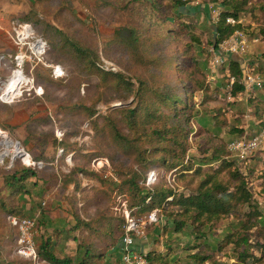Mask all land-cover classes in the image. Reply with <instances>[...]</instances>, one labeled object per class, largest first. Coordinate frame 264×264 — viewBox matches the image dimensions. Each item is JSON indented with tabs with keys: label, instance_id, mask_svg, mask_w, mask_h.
<instances>
[{
	"label": "rangeland",
	"instance_id": "rangeland-1",
	"mask_svg": "<svg viewBox=\"0 0 264 264\" xmlns=\"http://www.w3.org/2000/svg\"><path fill=\"white\" fill-rule=\"evenodd\" d=\"M29 1L36 17L61 28L63 40L80 47L72 54L49 44L45 59L49 65L40 63L33 71L27 66L35 85L44 88L42 96L23 98L31 102L28 127L36 134L29 138L30 147L10 129L33 155L42 151L53 159L46 160L47 167L38 173L48 178L45 191L50 200L59 196L52 206L68 214L64 228L69 226L77 247L72 257L66 252L58 255L69 259L67 264H79L81 259L88 264H119L128 214L146 220L155 210L147 208L153 202L150 197L144 200L151 189L167 185L179 193H193L214 174L213 180L233 189L237 184L233 174L239 170L247 173L250 204L229 198L230 213L204 226L188 222L181 230L167 220L177 207L167 205L164 212L157 209V222L146 224V238L135 239L146 251L162 255L156 259L159 264H264V148L247 162L237 161L229 148L234 138L253 136L264 127V87L254 92L255 97L235 96L230 65L214 63L215 25L222 12L235 7L218 0L212 4L219 12L214 19L197 7L209 0H183L184 7L159 0L161 9L138 0ZM231 2H246L238 23L250 44L242 58L250 72L264 78V0ZM171 14L175 16L169 21L166 16ZM122 26L135 27L140 41L128 45L111 40ZM34 28L42 35L35 23ZM56 65L62 67V76L53 74ZM171 95H179L182 103L169 105ZM135 110L136 122L131 120V125L128 115ZM163 125L172 131L161 139L154 128ZM115 128L124 137H116ZM176 132H185L180 144L174 140ZM0 170L3 181L14 171ZM152 172L156 175L149 183ZM4 184L1 217L8 221L10 212L34 216L16 201H4L8 194ZM42 207L49 211V205ZM47 217L41 222L48 224ZM10 234L14 248L17 236L15 231Z\"/></svg>",
	"mask_w": 264,
	"mask_h": 264
},
{
	"label": "built area",
	"instance_id": "built-area-1",
	"mask_svg": "<svg viewBox=\"0 0 264 264\" xmlns=\"http://www.w3.org/2000/svg\"><path fill=\"white\" fill-rule=\"evenodd\" d=\"M216 9L210 5V12L214 19L219 16ZM2 20L3 18L0 16V24ZM227 22L234 25L239 21L233 16H228ZM8 33L15 43L16 50L0 53V103L14 104L23 100L25 94L31 96L35 93V95L42 96L44 93L43 86L37 87L35 85L33 73L26 72V68L30 66L31 71H33L40 63L49 65L45 61L49 50L48 41L36 31L30 22L19 19L10 20ZM249 44L247 34L243 30H236L214 48V63L217 66L224 65L229 60L230 55L242 57L247 53ZM243 65L246 91L241 93L239 97L250 96L256 89H262L264 85V80L260 74L250 72L248 66H245V63ZM53 74L59 77L64 74V71L60 65H56L53 67ZM229 77L230 86L233 89L237 78L232 74H229ZM229 148L236 154L238 160L247 162L255 153L264 148V127L253 136L234 138L231 140ZM16 163L33 169H43L47 165L44 160L36 159L21 140L13 137L9 129L0 125V167L11 170ZM155 175V172L149 175V183ZM157 214L158 210H153L147 215L146 220H140L128 214L126 229L119 245V264H152L148 252L136 242L135 238H146V224L157 222ZM7 219L17 231L14 254L22 259L41 264L37 242L41 229L38 218L9 214Z\"/></svg>",
	"mask_w": 264,
	"mask_h": 264
},
{
	"label": "trees",
	"instance_id": "trees-1",
	"mask_svg": "<svg viewBox=\"0 0 264 264\" xmlns=\"http://www.w3.org/2000/svg\"><path fill=\"white\" fill-rule=\"evenodd\" d=\"M138 1L142 5L147 3L152 7H157L159 9L162 8L159 0H138ZM173 1L175 2V4L173 5H176V6L178 5V7L187 6L186 1L171 0L170 3ZM217 1L218 0H209V3H206L204 6L199 4L197 7H199L200 9L204 8L205 12L210 15L211 14L210 5L216 4ZM222 3L224 6H234L235 10L234 11L227 10V11L222 12L221 21L215 25L216 32H217L216 46L218 45L220 41L230 37L236 30L243 29L240 23H236L234 25L228 23L227 17L233 16V17H236L237 20L240 19L239 17L240 13L241 11L244 10L243 5L246 2H243V3L239 2L237 5L236 4L231 5L232 4L231 0H224ZM32 10L33 9L31 8L30 12L26 15L24 19L30 22L33 26L35 23L38 29L40 30V33H42V36L48 39L47 40L48 43L51 44V46L55 50H58L60 52H65L67 50L70 53L72 52L76 53L80 51V47H78L75 42H72L71 40H68V39L63 40V35H65V33L63 32L61 28H59L53 23L41 20L42 18L39 19L38 17H36V14L32 12ZM178 13L180 15H183L181 11H178ZM174 16L175 15L171 14V16H166V19L171 21ZM111 40H117L121 43H127L128 45H134L140 41L138 38V32L136 28L129 27V26L117 27L114 31V35ZM243 62H244V59L242 57H239L237 55H230L229 60L226 63L230 65L231 74L236 76L237 78V82L233 88V94L235 96H239L241 93H245L246 91V86H245L244 77H243L244 72H245ZM256 90H261V89H256ZM253 94L254 93H252V95ZM252 95L250 96L255 97L254 95L253 96ZM39 99L40 98H37V100ZM181 99L182 98L179 95L177 96L171 95L167 97V103H169V105L172 102L175 104L176 103L180 104L182 103ZM29 108H32V107L30 106ZM135 112H137V110L131 111V114L128 115L131 125L132 123L136 122L138 112L137 113ZM131 120H132V123H131ZM29 124H30V121L28 125ZM163 126L161 129L154 128L158 137L161 139L165 138V135H164L165 132L170 133L172 131L171 127L167 125H163ZM28 132H29V138H31L32 135H36V134H33V131H31L29 127H28ZM115 133H116V137H124L121 134V132L117 130L116 128H115ZM184 135H185V132H181L180 135H179V132H176V134L174 135V140L177 141L178 144H180L181 137H183ZM48 136H49L48 134L43 135V138H40V139L42 141L46 140ZM35 138H38V137H35ZM44 155L45 154L41 151V155L35 156V158L40 159V160L45 159L44 160L45 162L46 160L49 162L53 161V159L44 157ZM215 157L219 158L218 155H216ZM234 161L236 162L235 159L233 160L231 159V161L229 162L233 163ZM13 169L14 171L11 174H9V176L4 178V183H5L4 188L8 192L6 196L7 199H5L4 201L7 200L9 203L11 201L15 203L16 201L17 203H19V205H21L22 208H24L26 207V203H27V199L24 198V195L28 193L30 194L31 192L26 182L29 177L36 176L38 174V171L43 170V169L29 168V167L22 165L21 163H16ZM242 173H240L239 170H236V173L233 174V176L237 179V184H235L233 189H230L224 184H222L221 182L217 181L216 178L213 180L214 176L215 177L217 176V174H214V176L213 175L209 176L205 180V182H203L202 186H205V187H201V188L199 187L193 193L183 194V193H179V191H176L173 188L168 187L167 185H160L157 188L151 189V192H148L145 195L144 200L147 197H150V199L153 201V202H150L147 206L149 210L159 209L164 212L169 206H176L177 209L175 210L173 216H168L167 218L168 221L169 220L173 221L172 223L175 224L176 230H181L184 226L187 225L188 222H191L194 225L204 226L207 223L209 224L210 222L215 221V219L220 217L222 214L230 213L231 204L229 202V198L231 199L235 198L236 201L242 202V203L250 204L252 202L253 194L251 190L248 188V181L245 177L247 173H244V172ZM43 191L45 192V189ZM15 209L19 210V208H15ZM9 214L21 216L15 212H10L7 215ZM45 214L46 212L41 211L38 215L30 216V217H37L40 222V226L42 227V225H45L44 224L45 222L43 221L42 223L41 220H43V217L45 216ZM176 217H179V220L178 218L176 219ZM121 241L122 239H120V243ZM40 242L41 243L38 244V248H39V255L41 257H43L44 259L54 264H67L68 263L69 259L67 258L62 259L61 256H58L57 254H55V251L50 248L51 237L49 239L46 238L44 240L41 238ZM86 252L87 254L85 255H89V251H86ZM148 254L151 259L152 264H159L156 262V259L158 260V258H160L162 255L158 254L157 256V254L154 251H150L148 252ZM207 259L208 257L201 258L203 262L207 261ZM79 264H88V262L84 259H81L79 261ZM94 264H98V263L94 262Z\"/></svg>",
	"mask_w": 264,
	"mask_h": 264
},
{
	"label": "crops",
	"instance_id": "crops-1",
	"mask_svg": "<svg viewBox=\"0 0 264 264\" xmlns=\"http://www.w3.org/2000/svg\"><path fill=\"white\" fill-rule=\"evenodd\" d=\"M28 1L29 0H0V16L3 18L0 24V53L16 50L15 43L8 33L10 20H23L26 17L31 10L29 6L30 1ZM30 104L31 102L27 98L14 104L0 103V125L18 133L19 136L23 137L28 146L30 145L28 123L32 114L29 108ZM39 155H41V152ZM3 183L4 181L1 178L0 170V188L3 186ZM26 183L31 190L30 194L28 193L25 195L27 199V213L36 216L43 211L44 208L42 205H49V207H47L49 211L46 212L49 223L42 225L39 237L43 240L51 237L50 248L55 251V254L58 255L60 252H66L71 257L74 256L77 253L76 240L71 236L72 232L69 231V226L68 228H64V223L70 221V218H67V213L64 212L65 214H61L60 209L53 208L51 201L59 199V196L52 195V200H50V196L46 193L47 191H43L44 189H48L49 186L47 176L41 171L36 176L29 177ZM1 215L0 213V264H29L28 260L22 259L14 254L15 247L13 248L14 243L12 242V235L10 233L15 231L17 236V231L7 220L1 217ZM58 227L61 228V230H58ZM38 243L40 244V242ZM140 245L146 250L144 244ZM148 248L149 250L151 249L150 246ZM40 259L46 261V259L41 256Z\"/></svg>",
	"mask_w": 264,
	"mask_h": 264
}]
</instances>
